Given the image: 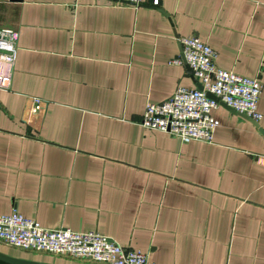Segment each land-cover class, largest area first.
Instances as JSON below:
<instances>
[{"label":"crops","instance_id":"1","mask_svg":"<svg viewBox=\"0 0 264 264\" xmlns=\"http://www.w3.org/2000/svg\"><path fill=\"white\" fill-rule=\"evenodd\" d=\"M153 1L0 0L17 47L0 80V215L96 231L152 264H264V0ZM181 37L259 80V121L219 104L211 143L139 125L199 83L172 63ZM0 255L98 264L2 242Z\"/></svg>","mask_w":264,"mask_h":264},{"label":"built area","instance_id":"2","mask_svg":"<svg viewBox=\"0 0 264 264\" xmlns=\"http://www.w3.org/2000/svg\"><path fill=\"white\" fill-rule=\"evenodd\" d=\"M122 5L137 7L142 0H114ZM157 4V0L153 1ZM16 34L11 29L0 30V80H6L16 56ZM180 56L173 64L186 65L202 90L179 87L161 103L145 106L139 125L178 138L182 143L191 141L211 143L218 121L211 111L219 104L206 97L209 93L236 113L253 121L262 115L257 105L263 85L257 78L238 75L219 68L216 52L195 37L177 38ZM34 106L39 99L32 98ZM0 242L23 251L67 257L98 264H152L147 256L126 249L96 231H72L67 228L47 229L35 220L26 219L16 212L0 215Z\"/></svg>","mask_w":264,"mask_h":264},{"label":"water","instance_id":"3","mask_svg":"<svg viewBox=\"0 0 264 264\" xmlns=\"http://www.w3.org/2000/svg\"><path fill=\"white\" fill-rule=\"evenodd\" d=\"M11 1H21V0H11ZM189 72H191L190 69H189ZM196 89L201 91L202 86L198 83V85L196 86ZM206 97L211 99V100H214L215 102H217L220 105H224L216 97H214L213 95H211L209 93H206ZM0 259L7 262V263H10V264H44V263L14 259V258L6 257L3 255H0Z\"/></svg>","mask_w":264,"mask_h":264}]
</instances>
